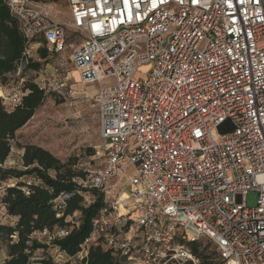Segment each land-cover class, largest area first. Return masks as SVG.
Segmentation results:
<instances>
[{
  "label": "built area",
  "instance_id": "1",
  "mask_svg": "<svg viewBox=\"0 0 264 264\" xmlns=\"http://www.w3.org/2000/svg\"><path fill=\"white\" fill-rule=\"evenodd\" d=\"M52 1L68 24L45 0H4L26 62L34 47L71 49L80 82L98 85L105 161L88 172L105 206L77 259L95 246L129 264H201L191 246L205 239L221 264H264V0ZM0 97L13 110L23 92Z\"/></svg>",
  "mask_w": 264,
  "mask_h": 264
},
{
  "label": "trees",
  "instance_id": "2",
  "mask_svg": "<svg viewBox=\"0 0 264 264\" xmlns=\"http://www.w3.org/2000/svg\"><path fill=\"white\" fill-rule=\"evenodd\" d=\"M24 52L25 39L18 22L4 0H0V88L20 70L23 73L40 69L41 65L31 59L26 62ZM47 52L45 47L38 51L42 59H46ZM46 99L45 90L32 81L25 83L22 101L13 110H8L0 97V189H3L0 203L7 215L15 219L14 225L0 224V249L4 247L7 252L4 264H34L35 253L49 247L58 248L74 259L61 264H129L119 252L95 246L87 256L77 259L92 232L94 219L105 206V196L79 183L86 180L87 173L76 161L63 162L43 147L17 143L23 152L21 168L5 167L17 133L33 119ZM27 178L32 182L26 181ZM86 195L92 197L90 202L86 201ZM55 229L67 230L68 234L50 246L35 236ZM191 250L201 264H217L208 262L200 244H193ZM35 264L58 263L44 255Z\"/></svg>",
  "mask_w": 264,
  "mask_h": 264
},
{
  "label": "rangeland",
  "instance_id": "3",
  "mask_svg": "<svg viewBox=\"0 0 264 264\" xmlns=\"http://www.w3.org/2000/svg\"><path fill=\"white\" fill-rule=\"evenodd\" d=\"M51 3L57 18L60 22L69 23L70 18L66 4L63 1L53 3L52 0H45ZM55 4V5H53ZM68 42L72 46H77L81 41L79 34H73L70 29L67 32ZM30 52V58L33 63L41 65L38 71L27 70L20 74H13L9 77V83L4 86L10 93L23 92L26 82L32 81L45 90L47 99L44 105L36 112L33 119L21 129L16 136V142L13 143L12 153L5 167L21 168L22 161L17 147L20 145L33 144L50 151L54 156L63 162L72 159L77 162L80 169L87 173L85 181L79 183L89 188L90 173L104 164V157L101 154L103 144L100 137V124L98 114L91 108L90 99L98 90V85L86 86L80 82L79 75L70 61L71 49H68L61 55H54L48 50L46 59L39 55V49ZM144 72V70H141ZM67 84V90L72 94L57 92L58 85ZM105 85H113L112 80H107ZM65 94V95H63ZM130 174L133 168H130ZM32 182L30 178L25 179ZM14 182H10L13 184ZM3 189H0V198ZM86 201L90 202L92 197L85 196ZM257 195L249 193L247 196L248 207L256 205ZM15 219L9 217L5 208L0 203V224L14 225ZM40 241L43 238L36 236ZM202 249H205V255L209 263H219L214 251L213 245L203 239L200 242ZM56 257V248L49 247L45 251H37L34 255V264L43 256ZM7 259V252L4 247L0 249V264H4Z\"/></svg>",
  "mask_w": 264,
  "mask_h": 264
},
{
  "label": "snow or ice",
  "instance_id": "4",
  "mask_svg": "<svg viewBox=\"0 0 264 264\" xmlns=\"http://www.w3.org/2000/svg\"><path fill=\"white\" fill-rule=\"evenodd\" d=\"M96 2L99 3V0H96ZM105 2H107V0H105ZM113 2H115V0H113ZM194 2H195V0H194ZM124 3H125V5H127L128 0H124ZM137 6H139V5H137ZM109 11H111V9H109ZM129 18H131V13H130V15H129ZM198 134H199V133H198Z\"/></svg>",
  "mask_w": 264,
  "mask_h": 264
},
{
  "label": "crops",
  "instance_id": "5",
  "mask_svg": "<svg viewBox=\"0 0 264 264\" xmlns=\"http://www.w3.org/2000/svg\"><path fill=\"white\" fill-rule=\"evenodd\" d=\"M1 89L3 90V91H9L7 88H5V87H1ZM22 154H23V152H21L20 153V156L22 157ZM9 160V159H8ZM8 162V161H7ZM7 162H6V164H7Z\"/></svg>",
  "mask_w": 264,
  "mask_h": 264
},
{
  "label": "bare ground",
  "instance_id": "6",
  "mask_svg": "<svg viewBox=\"0 0 264 264\" xmlns=\"http://www.w3.org/2000/svg\"><path fill=\"white\" fill-rule=\"evenodd\" d=\"M76 74H78L77 72H75Z\"/></svg>",
  "mask_w": 264,
  "mask_h": 264
}]
</instances>
